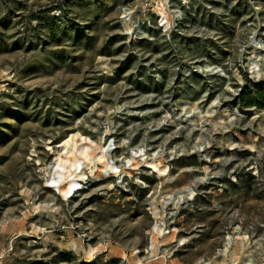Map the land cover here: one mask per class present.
I'll list each match as a JSON object with an SVG mask.
<instances>
[{
    "label": "rangeland",
    "instance_id": "obj_1",
    "mask_svg": "<svg viewBox=\"0 0 264 264\" xmlns=\"http://www.w3.org/2000/svg\"><path fill=\"white\" fill-rule=\"evenodd\" d=\"M257 85L264 0H0V264H264Z\"/></svg>",
    "mask_w": 264,
    "mask_h": 264
},
{
    "label": "trees",
    "instance_id": "obj_2",
    "mask_svg": "<svg viewBox=\"0 0 264 264\" xmlns=\"http://www.w3.org/2000/svg\"><path fill=\"white\" fill-rule=\"evenodd\" d=\"M243 98L251 106L264 108V88L261 85H257L254 91L245 92Z\"/></svg>",
    "mask_w": 264,
    "mask_h": 264
},
{
    "label": "bare ground",
    "instance_id": "obj_3",
    "mask_svg": "<svg viewBox=\"0 0 264 264\" xmlns=\"http://www.w3.org/2000/svg\"><path fill=\"white\" fill-rule=\"evenodd\" d=\"M80 164H81V163L78 164V167L81 168V165H80ZM59 165H61V164H59ZM55 166H56V163L53 164V167H55ZM56 172L58 173V179L60 180V182H61L62 179H66V178L68 177V176L65 174L66 169L58 170V168H57ZM105 172H106V171H105ZM67 173H68V172H67ZM69 173H70V172H69ZM57 181H58V180H57ZM76 182H77V179H76V178H72V179L68 180V184H67V186H63L62 188H59V189H61V191H62L63 193L71 192V191L75 188ZM54 185L57 186V184H54Z\"/></svg>",
    "mask_w": 264,
    "mask_h": 264
}]
</instances>
